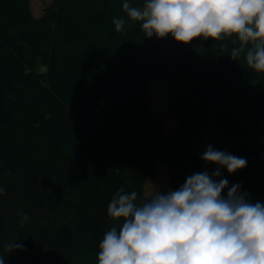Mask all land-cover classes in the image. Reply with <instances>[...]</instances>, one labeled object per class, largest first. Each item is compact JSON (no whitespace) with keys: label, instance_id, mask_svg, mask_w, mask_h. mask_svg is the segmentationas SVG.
<instances>
[{"label":"trees","instance_id":"1","mask_svg":"<svg viewBox=\"0 0 264 264\" xmlns=\"http://www.w3.org/2000/svg\"><path fill=\"white\" fill-rule=\"evenodd\" d=\"M30 3L0 0V252L24 245L5 264H98L118 189L139 203L158 164L171 190L211 175L202 154L185 153L201 129L225 134L247 160L228 186L264 204V73L233 60L231 41L146 38L123 0H52L39 17ZM159 79L178 122L171 133L151 111Z\"/></svg>","mask_w":264,"mask_h":264},{"label":"clouds","instance_id":"2","mask_svg":"<svg viewBox=\"0 0 264 264\" xmlns=\"http://www.w3.org/2000/svg\"><path fill=\"white\" fill-rule=\"evenodd\" d=\"M122 9L146 38L231 41L233 60L243 55L248 68L264 73V0H142L140 6L123 0ZM112 22L117 32L126 23ZM201 159L218 167L211 175L193 173L176 190L155 187L139 203L136 191L115 192L107 206L114 224L99 243L98 264H264V204L252 202L239 184L229 187L220 171L233 174L247 160L211 145ZM19 215L23 225L29 217ZM16 241L3 246L0 264L23 249Z\"/></svg>","mask_w":264,"mask_h":264},{"label":"rangeland","instance_id":"3","mask_svg":"<svg viewBox=\"0 0 264 264\" xmlns=\"http://www.w3.org/2000/svg\"><path fill=\"white\" fill-rule=\"evenodd\" d=\"M52 0H31V11L33 16L39 17L43 9L49 5ZM149 95L152 101L151 111L156 115L159 122L162 124V129L164 133H171L175 131L178 127V122L174 119L172 112L167 107V98L169 94V89L167 85L161 80L153 82L148 88ZM211 145L215 150L224 151L230 153L231 144L225 134L219 133L214 130L201 129L199 134L194 137L189 146L185 149V153L189 156L192 153L202 154L206 151L207 147ZM205 164L207 170L210 173L214 172L217 165ZM157 171L155 175L147 181L145 186V197L151 196L158 187L161 192H167L171 190L168 188L169 177L168 170L161 164L157 165ZM222 177L225 178L228 172L225 168L220 169ZM217 180L219 178H216Z\"/></svg>","mask_w":264,"mask_h":264}]
</instances>
